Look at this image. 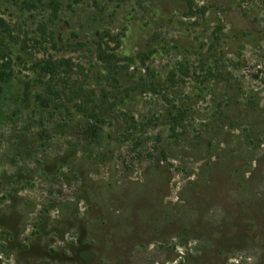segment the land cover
<instances>
[{"label": "rangeland", "instance_id": "1", "mask_svg": "<svg viewBox=\"0 0 264 264\" xmlns=\"http://www.w3.org/2000/svg\"><path fill=\"white\" fill-rule=\"evenodd\" d=\"M0 264H264V0H0Z\"/></svg>", "mask_w": 264, "mask_h": 264}, {"label": "trees", "instance_id": "2", "mask_svg": "<svg viewBox=\"0 0 264 264\" xmlns=\"http://www.w3.org/2000/svg\"><path fill=\"white\" fill-rule=\"evenodd\" d=\"M55 67H57L56 65H50V66H48V73H55V71L56 70H54L55 69ZM221 75V72H219V74H217V77L218 76H220ZM154 76V75H153ZM222 77V76H221ZM223 81V80H222ZM225 82H227V84H229V79L227 78V79H225ZM148 84H150V86L151 87H153V85H155V84H153V82L152 81H146V80H144V79H140V80H137L136 81V83L134 84V86L133 87H131L130 88V91L128 92L127 91V95L126 96H128V97H130L131 95H133L132 93H135V92H137L138 91V89L139 88H141V87H145V86H147ZM153 84V85H152ZM77 93H81L82 95H83V97H86L87 96V89L84 87V86H79V87H76V88H71L70 89V95H72V94H77ZM75 106H77V109L79 108L80 110H81V106H82V104L80 103V104H76ZM253 106H254V104H253ZM179 106H175V111H176V113H175V111H173L176 115H181L182 114V112L181 111H179V108H178ZM176 108H177V110H176ZM68 111H71L70 109L68 110ZM107 113V108H101L99 111H95L94 112V114H93V118H95V121L97 122V123H100V122H102L103 121V117H104V115ZM125 116H126V119H127V116H129L130 117V119L133 121L134 120V118L132 117V116H130V115H128L126 112H125V114H124ZM168 115H173V113H170V114H168ZM219 116L220 117H222V115H221V112H219ZM128 117V118H129ZM180 119H182V117L180 118ZM218 120V119H217ZM177 121H178V118H177V116L175 117V119H174V121H173V123H177ZM178 122H180V120L178 121ZM230 122H236L235 120H230ZM128 123V124H127ZM217 126L218 127H220V125H221V122H217ZM118 126H117V128L119 129V128H121V127H126L125 128V134L124 135H126L127 137H129L130 136V133H131V131L133 130V129H135L136 128V126L134 125V124H130L129 122H125L124 123V125H122V124H117ZM127 125V126H126ZM173 130H175V129H173ZM86 133L91 137V138H93V139H99V138H101L104 134H105V132H104V128H102V127H100V125H99V127L98 126H96V125H90L86 130ZM247 132V131H246ZM173 133H176V131H173ZM87 134H85V135H87ZM247 136L250 138V139H252L251 137H250V135H249V133H247ZM107 137L108 138H113V136H111V135H107ZM243 137V136H242ZM138 139V138H137ZM107 140H109V139H107ZM115 140V139H114ZM110 141V140H109ZM185 142L187 141V140H184ZM250 141V140H249ZM202 146V144L200 143L199 144V146H196V148H199V147H201Z\"/></svg>", "mask_w": 264, "mask_h": 264}]
</instances>
